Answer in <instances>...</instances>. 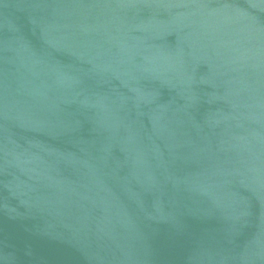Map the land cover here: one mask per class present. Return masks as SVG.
Wrapping results in <instances>:
<instances>
[{
	"label": "water",
	"instance_id": "95a60500",
	"mask_svg": "<svg viewBox=\"0 0 264 264\" xmlns=\"http://www.w3.org/2000/svg\"><path fill=\"white\" fill-rule=\"evenodd\" d=\"M0 264H264V0H0Z\"/></svg>",
	"mask_w": 264,
	"mask_h": 264
}]
</instances>
